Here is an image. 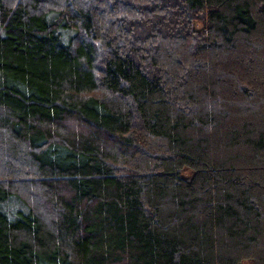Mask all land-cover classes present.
I'll list each match as a JSON object with an SVG mask.
<instances>
[{
  "label": "trees",
  "instance_id": "obj_1",
  "mask_svg": "<svg viewBox=\"0 0 264 264\" xmlns=\"http://www.w3.org/2000/svg\"><path fill=\"white\" fill-rule=\"evenodd\" d=\"M0 264H264V0H0Z\"/></svg>",
  "mask_w": 264,
  "mask_h": 264
},
{
  "label": "rangeland",
  "instance_id": "obj_2",
  "mask_svg": "<svg viewBox=\"0 0 264 264\" xmlns=\"http://www.w3.org/2000/svg\"><path fill=\"white\" fill-rule=\"evenodd\" d=\"M198 26H200V24H198Z\"/></svg>",
  "mask_w": 264,
  "mask_h": 264
}]
</instances>
